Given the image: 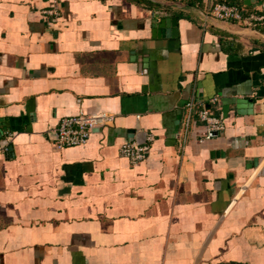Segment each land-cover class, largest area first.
Returning a JSON list of instances; mask_svg holds the SVG:
<instances>
[{
    "label": "crops",
    "instance_id": "crops-1",
    "mask_svg": "<svg viewBox=\"0 0 264 264\" xmlns=\"http://www.w3.org/2000/svg\"><path fill=\"white\" fill-rule=\"evenodd\" d=\"M214 3L264 0H0V264H264V28ZM79 112L113 119L56 148Z\"/></svg>",
    "mask_w": 264,
    "mask_h": 264
},
{
    "label": "built area",
    "instance_id": "built-area-1",
    "mask_svg": "<svg viewBox=\"0 0 264 264\" xmlns=\"http://www.w3.org/2000/svg\"><path fill=\"white\" fill-rule=\"evenodd\" d=\"M46 13L51 15L52 20H56L60 11L57 6H53L52 9L47 10ZM206 15L220 20H235L240 25L256 28H264V3H261L260 12L242 13L239 8L233 5L225 3H214L209 6ZM218 100V96H213L209 99V103H215ZM197 106L196 114H192L190 111ZM186 110L189 113L184 117L182 123V131L185 133L190 129V125L194 120H199L204 123L206 127L205 138H213L218 133L224 130V122L221 118L215 116L211 109L204 103H197L193 100H189L185 103ZM113 119L111 114L101 113L98 116L88 115L83 112H79L75 115L64 117L59 122L58 126L53 130L55 136V147L62 149L70 146H77L84 144L91 130L98 124L108 123ZM144 142H137L135 140L126 141L119 147V154L127 158L132 164H136L144 160L150 149V142L153 140L151 133L145 132ZM178 139H180L178 137Z\"/></svg>",
    "mask_w": 264,
    "mask_h": 264
},
{
    "label": "water",
    "instance_id": "water-1",
    "mask_svg": "<svg viewBox=\"0 0 264 264\" xmlns=\"http://www.w3.org/2000/svg\"><path fill=\"white\" fill-rule=\"evenodd\" d=\"M141 138L142 139H139L138 137H136V140L135 141H137V142H144L145 141L144 134H141Z\"/></svg>",
    "mask_w": 264,
    "mask_h": 264
}]
</instances>
